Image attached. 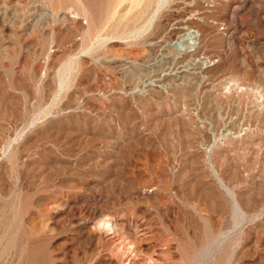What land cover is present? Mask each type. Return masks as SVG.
Masks as SVG:
<instances>
[{
  "label": "rangeland",
  "instance_id": "rangeland-1",
  "mask_svg": "<svg viewBox=\"0 0 264 264\" xmlns=\"http://www.w3.org/2000/svg\"><path fill=\"white\" fill-rule=\"evenodd\" d=\"M0 264H264V0H0Z\"/></svg>",
  "mask_w": 264,
  "mask_h": 264
},
{
  "label": "bare ground",
  "instance_id": "bare-ground-1",
  "mask_svg": "<svg viewBox=\"0 0 264 264\" xmlns=\"http://www.w3.org/2000/svg\"><path fill=\"white\" fill-rule=\"evenodd\" d=\"M186 35H188V39H189V47H194L195 46V44H197L198 42H197V40H198V36H199V33L196 31V30H194V29H189L188 31H187V34ZM184 50V49H183ZM195 51V50H194ZM184 52H182V54H183ZM188 54H189V52H188ZM190 57V56H189ZM183 58V57H182ZM206 62V61H205ZM202 63V62H201ZM186 64V63H185ZM192 64V63H191ZM200 64V63H199ZM198 64V65H199ZM204 64V63H203ZM212 64V63H211ZM187 65H188V63H187ZM194 65V64H193ZM206 65V64H205ZM189 66V65H188ZM177 67V66H176ZM175 67V68H176ZM182 68V67H181ZM172 72V71H171ZM179 72V71H178ZM201 73V72H200ZM179 74V73H178ZM181 74V73H180ZM179 74V75H180ZM198 74V73H197ZM173 75V74H172ZM179 77V76H178ZM162 78V77H161ZM186 78V77H185ZM202 78V77H201ZM200 78V79H201ZM204 78V77H203ZM147 81V80H146ZM156 81H158V80H156ZM172 81V80H171ZM155 82V81H154ZM152 83V82H151ZM189 83V82H188ZM153 85V84H152ZM177 85V84H176ZM145 86V85H144ZM147 86V85H146ZM208 86V85H207ZM152 87V86H151ZM241 88V87H240ZM226 90V89H225ZM207 91V90H206ZM222 91V90H221ZM209 92V91H208ZM220 92V91H219ZM214 94V93H213ZM210 95H212V94H210ZM258 96V95H257ZM246 99V98H245ZM258 100V99H257ZM231 101H233V100H231ZM259 101H260V99H259ZM252 109V108H251ZM253 110V109H252ZM217 112V111H216ZM251 112V111H250ZM223 113V112H222ZM259 113V112H258ZM217 114V113H216ZM260 114V113H259ZM257 115V114H256ZM227 117V116H226ZM234 119V118H233ZM244 120H245V118H244ZM236 121V120H235ZM217 123V122H216ZM240 123V122H239ZM246 123V122H245ZM232 124V123H231ZM231 124H229L228 122H225V123H223V125H222V127L221 128H219L218 130H215L214 132H213V138L211 139L212 140V145L210 146V147H216V148H218V149H223V148H225L227 145H229V144H231V143H233V142H239V141H241V139L243 138V136H244V134H245V131H244V129H242V128H239L238 130H233L232 128H231ZM236 124V123H235ZM234 124V125H235ZM247 124V123H246ZM212 126V125H211ZM214 129V128H213ZM217 129V128H216ZM248 130V129H247ZM251 130V129H250ZM249 133V132H248ZM207 134V133H206ZM208 138H209V136H208ZM246 140V139H245ZM205 142V141H204ZM244 144V143H243ZM203 146V145H202ZM243 146V145H242ZM241 146V147H242ZM208 147V146H207ZM239 147V146H238ZM203 148V147H202ZM209 148V147H208ZM228 148V147H227ZM214 149V148H213ZM206 151V150H205ZM232 151V150H231ZM225 154V153H224ZM216 160V159H215Z\"/></svg>",
  "mask_w": 264,
  "mask_h": 264
}]
</instances>
